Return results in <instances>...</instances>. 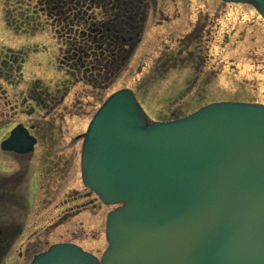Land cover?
Segmentation results:
<instances>
[{"label": "rangeland", "instance_id": "rangeland-1", "mask_svg": "<svg viewBox=\"0 0 264 264\" xmlns=\"http://www.w3.org/2000/svg\"><path fill=\"white\" fill-rule=\"evenodd\" d=\"M24 11L21 0H0V68L8 72L0 74V140L15 124L33 119L45 131L32 156L0 155V174L31 172L28 191H23L24 210L17 207L30 222L24 228L26 239L30 234L41 246L77 244L99 258L107 246L105 218L114 206L104 205L80 177L82 137L98 107L123 88L133 92L149 121L183 117L213 102L264 104V19L248 4L158 1L131 60L93 89L75 83L57 65L59 42L44 18H39L42 23L31 19L36 29L23 35L18 26ZM166 18L171 20L164 23ZM8 55L10 70L1 62ZM60 81L69 82V94L53 115L40 110L28 118L16 107L11 110L28 88L52 92ZM33 175L39 187L34 194ZM6 203L15 208L12 201ZM8 259L6 255L1 264Z\"/></svg>", "mask_w": 264, "mask_h": 264}, {"label": "water", "instance_id": "water-1", "mask_svg": "<svg viewBox=\"0 0 264 264\" xmlns=\"http://www.w3.org/2000/svg\"><path fill=\"white\" fill-rule=\"evenodd\" d=\"M251 5L264 19V0ZM22 126L1 143L26 154ZM83 185L105 205L100 259L57 243L30 264H264V105L214 102L149 122L129 89L111 94L83 135Z\"/></svg>", "mask_w": 264, "mask_h": 264}, {"label": "flooded vegetation", "instance_id": "flooded-vegetation-1", "mask_svg": "<svg viewBox=\"0 0 264 264\" xmlns=\"http://www.w3.org/2000/svg\"><path fill=\"white\" fill-rule=\"evenodd\" d=\"M158 1L161 0H21L25 4L24 21L18 28L20 27L23 35H29L37 26L30 20L37 18L40 22L39 18H44L45 23L49 24L50 33L59 42L60 56L57 57V65L72 75L75 83L82 82L95 89L104 78L116 74L131 60L142 40L150 11L157 7ZM170 20L166 18L163 22L168 23ZM39 28L41 27L38 26L37 29ZM10 61V55L7 60L1 59L6 64V70L13 67ZM0 70V74H8L2 66ZM57 84L59 86L52 92L28 88L18 104L10 105L11 110L16 107L17 113L27 115L28 118L40 110L46 116L53 115L69 94V82L60 81ZM18 125L23 126L35 139L32 152L19 155L0 149L1 157L32 156L41 142L40 137L43 136L45 127L38 120L17 123L12 128ZM10 130L3 139L8 137ZM44 142L48 143V140L45 139ZM30 174L31 172L26 176L18 171L7 173L6 176L0 174V260L6 255L9 258L2 264H30L37 254L51 245L46 242L41 246L39 240H30V234L27 239L25 237L24 228L30 227V222L26 221L25 214L22 217L19 215L18 208L24 210V204H21L22 198L24 199L23 191L27 188V181H31ZM32 178L34 181L30 192L34 194L39 187L36 175ZM9 201L15 203L12 205L15 207L13 210L6 203ZM16 244L18 245L14 247Z\"/></svg>", "mask_w": 264, "mask_h": 264}]
</instances>
